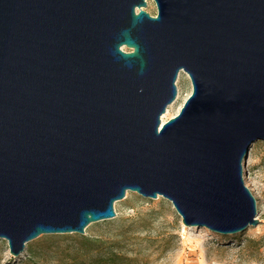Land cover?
Wrapping results in <instances>:
<instances>
[{"label": "water", "instance_id": "1", "mask_svg": "<svg viewBox=\"0 0 264 264\" xmlns=\"http://www.w3.org/2000/svg\"><path fill=\"white\" fill-rule=\"evenodd\" d=\"M0 0V238L84 234L128 190L184 225H256L264 0ZM184 71L191 92L161 121Z\"/></svg>", "mask_w": 264, "mask_h": 264}, {"label": "rangeland", "instance_id": "2", "mask_svg": "<svg viewBox=\"0 0 264 264\" xmlns=\"http://www.w3.org/2000/svg\"><path fill=\"white\" fill-rule=\"evenodd\" d=\"M146 2L144 9L154 15L153 0ZM175 84L177 99L165 120L178 113L191 92L184 71H179ZM242 168L244 183L256 200L258 219L242 231L221 234L205 226L184 225L171 202L161 195L148 198L128 190L114 202L116 215L89 223L84 234H39L17 256L9 252L6 239L0 238V264H90L82 235L100 239L104 252L111 248L136 257L138 264H264V140L250 145Z\"/></svg>", "mask_w": 264, "mask_h": 264}, {"label": "trees", "instance_id": "3", "mask_svg": "<svg viewBox=\"0 0 264 264\" xmlns=\"http://www.w3.org/2000/svg\"><path fill=\"white\" fill-rule=\"evenodd\" d=\"M82 238L85 247L84 256L85 259L91 257L90 264H138L136 257L126 255L114 249L110 248L104 252L103 248H100L101 243L98 238H89L84 235H82ZM94 249H98L97 254L89 255L90 251Z\"/></svg>", "mask_w": 264, "mask_h": 264}, {"label": "bare ground", "instance_id": "4", "mask_svg": "<svg viewBox=\"0 0 264 264\" xmlns=\"http://www.w3.org/2000/svg\"><path fill=\"white\" fill-rule=\"evenodd\" d=\"M179 97V96H178ZM177 99V98H176ZM175 102V100L173 102H171L167 107L166 110L164 111V113L161 115V121L163 122L165 120V118H167L166 116L169 114V108L173 105V103Z\"/></svg>", "mask_w": 264, "mask_h": 264}]
</instances>
